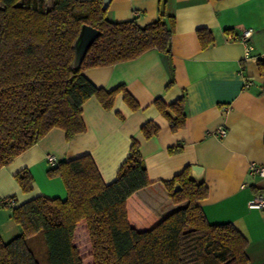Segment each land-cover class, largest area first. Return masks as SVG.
Instances as JSON below:
<instances>
[{
	"label": "trees",
	"instance_id": "16d2710c",
	"mask_svg": "<svg viewBox=\"0 0 264 264\" xmlns=\"http://www.w3.org/2000/svg\"><path fill=\"white\" fill-rule=\"evenodd\" d=\"M50 1L49 6V0H0V168L52 128L62 129L66 140L83 132L82 104L91 96L110 109L116 94L123 92L132 110L139 107L123 85L109 91L93 85L83 74L86 68L134 59L155 48L169 66L167 87L174 82L175 18L165 0H159L157 18L143 26L110 20L102 0ZM83 24L99 34L74 67V41ZM196 33L203 48L213 43L210 30ZM257 65L264 75V58ZM185 102V93L170 103L160 98L153 102L173 132L185 125ZM141 132L150 138L159 126L148 120ZM180 149L170 147L169 152ZM48 174L62 179L66 198L38 195L11 207L22 232L7 242L0 238V264H40L28 245L37 234L43 237L48 264H248L247 239L241 232L230 222L207 220L198 200L208 189L191 177L189 165L164 182L171 200L185 205L149 229L131 225L127 201L150 183L136 140L111 183L103 182L89 154L59 160ZM15 178L23 193L33 190L27 169ZM14 199L9 196L1 205Z\"/></svg>",
	"mask_w": 264,
	"mask_h": 264
},
{
	"label": "crops",
	"instance_id": "0c3cea01",
	"mask_svg": "<svg viewBox=\"0 0 264 264\" xmlns=\"http://www.w3.org/2000/svg\"><path fill=\"white\" fill-rule=\"evenodd\" d=\"M165 2L175 18L171 37L173 84L167 87L169 66L165 55L155 48L134 59L86 68L83 74L93 85L107 91L123 85L139 107L132 110L123 92L116 94L110 109L91 96L82 104L83 132L66 140L62 129L52 128L1 167L3 241L22 232L11 217V207L38 195L66 198L62 179L48 174L52 164L89 154L108 184L115 180L136 140L150 183L127 201L133 227L149 229L185 205L171 200L164 182L189 165L191 177L198 175L197 181L204 182L208 189L206 197L198 200L207 220L232 223L247 239L248 264H264V209L248 206L257 193H264V176L249 169L251 163L264 165V75L257 65V59L264 58V0ZM158 3L159 0H111L107 16L115 22L134 20L143 26L157 18ZM199 28L213 35V43L207 47L200 44L196 33ZM247 28L252 29V50L245 57L238 37ZM183 93L186 122L173 132L153 102L160 98L170 103ZM148 120L159 126V132L145 138L141 126ZM219 125L227 129L224 136L214 133ZM175 146L181 149L169 152ZM47 154H52L55 162L50 163ZM21 169H27L33 177L34 188L28 193L21 191L15 178ZM9 196H15L13 202L1 205Z\"/></svg>",
	"mask_w": 264,
	"mask_h": 264
},
{
	"label": "built area",
	"instance_id": "2783aa9c",
	"mask_svg": "<svg viewBox=\"0 0 264 264\" xmlns=\"http://www.w3.org/2000/svg\"><path fill=\"white\" fill-rule=\"evenodd\" d=\"M252 35V29L247 28L242 31V33L239 35V40L244 45V55L245 57H248L250 55V52L252 50V45L250 43V38ZM249 83L245 82V85L247 86ZM223 109H227L226 106H223ZM214 133L217 136H224L227 133V129L223 125H219L215 130ZM47 160L50 163L55 162L54 156L52 154L46 155ZM249 169L251 173L258 174L260 176H264V165H257L254 163H251L249 166ZM12 203V202H11ZM249 208L254 209H264V193H257L249 202H248Z\"/></svg>",
	"mask_w": 264,
	"mask_h": 264
},
{
	"label": "water",
	"instance_id": "95a60500",
	"mask_svg": "<svg viewBox=\"0 0 264 264\" xmlns=\"http://www.w3.org/2000/svg\"><path fill=\"white\" fill-rule=\"evenodd\" d=\"M111 0H102V9H107ZM99 31L87 24H83L81 26V29L74 41V60H73V66H78L81 61L83 60L88 48L90 45L94 42L96 37L98 36ZM195 170V167L192 168ZM192 177L193 179L197 180V176ZM179 187L178 184H176L175 189Z\"/></svg>",
	"mask_w": 264,
	"mask_h": 264
},
{
	"label": "rangeland",
	"instance_id": "374dc122",
	"mask_svg": "<svg viewBox=\"0 0 264 264\" xmlns=\"http://www.w3.org/2000/svg\"><path fill=\"white\" fill-rule=\"evenodd\" d=\"M51 1L48 2V5L50 6ZM41 239L43 240V237L41 234H38L34 238L31 239V242L29 243L30 248L32 249L36 259L40 264H48L46 259V249L45 244L43 241V244H41Z\"/></svg>",
	"mask_w": 264,
	"mask_h": 264
}]
</instances>
